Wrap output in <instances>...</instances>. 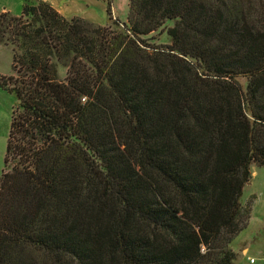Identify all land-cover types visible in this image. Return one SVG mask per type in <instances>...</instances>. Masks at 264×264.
<instances>
[{
  "label": "trees",
  "instance_id": "obj_1",
  "mask_svg": "<svg viewBox=\"0 0 264 264\" xmlns=\"http://www.w3.org/2000/svg\"><path fill=\"white\" fill-rule=\"evenodd\" d=\"M167 20L171 43L151 46ZM117 23L44 0L0 12V86L19 101L0 264H235L264 166V0H129Z\"/></svg>",
  "mask_w": 264,
  "mask_h": 264
},
{
  "label": "rangeland",
  "instance_id": "obj_2",
  "mask_svg": "<svg viewBox=\"0 0 264 264\" xmlns=\"http://www.w3.org/2000/svg\"><path fill=\"white\" fill-rule=\"evenodd\" d=\"M35 1L0 0V12H5L1 10L3 6H6L11 13L20 15L23 5L26 2L32 3ZM121 10H123L121 13L125 14V8L122 7ZM112 20L113 22H118L117 24L120 28L123 27L122 23L126 21L119 17H117L118 21L114 18ZM174 22V20H167L163 28H159L155 32L147 35L146 39L148 43L151 46L166 48L171 43V39L167 34V28L173 26ZM112 27L116 29L117 25L113 24ZM57 70L58 78L64 79L67 74V67L58 64ZM14 74L13 47L0 42V75L9 76ZM237 79L243 89L246 90L247 77L240 75ZM18 103L17 95L14 92H10L0 86V175L4 166V156L11 125L12 111L18 106ZM251 173L252 178L244 186L241 196V202L244 206L251 205V218L248 226L234 238L230 245L237 254L235 264H264V166L260 167L253 164L251 166ZM251 258H254V262L250 261Z\"/></svg>",
  "mask_w": 264,
  "mask_h": 264
},
{
  "label": "crops",
  "instance_id": "obj_3",
  "mask_svg": "<svg viewBox=\"0 0 264 264\" xmlns=\"http://www.w3.org/2000/svg\"><path fill=\"white\" fill-rule=\"evenodd\" d=\"M24 1V0H23ZM66 18L81 17L99 25L108 24L110 17L127 19L129 0H44ZM23 3V2H22ZM125 8V14L121 13ZM111 8V13L108 12ZM9 10L3 6L1 11ZM10 11V10H9Z\"/></svg>",
  "mask_w": 264,
  "mask_h": 264
},
{
  "label": "built area",
  "instance_id": "obj_4",
  "mask_svg": "<svg viewBox=\"0 0 264 264\" xmlns=\"http://www.w3.org/2000/svg\"><path fill=\"white\" fill-rule=\"evenodd\" d=\"M110 1H112V0H110ZM250 261H251V262H254V258H251Z\"/></svg>",
  "mask_w": 264,
  "mask_h": 264
}]
</instances>
